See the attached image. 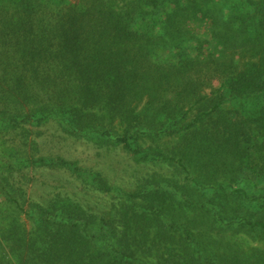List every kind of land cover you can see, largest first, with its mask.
Segmentation results:
<instances>
[{"label": "trees", "instance_id": "trees-1", "mask_svg": "<svg viewBox=\"0 0 264 264\" xmlns=\"http://www.w3.org/2000/svg\"><path fill=\"white\" fill-rule=\"evenodd\" d=\"M155 105L161 157H181L133 192L39 150L42 125L97 137L105 113L144 160ZM45 168L108 210L59 179L35 200ZM0 264H264V0H0Z\"/></svg>", "mask_w": 264, "mask_h": 264}, {"label": "rangeland", "instance_id": "rangeland-1", "mask_svg": "<svg viewBox=\"0 0 264 264\" xmlns=\"http://www.w3.org/2000/svg\"><path fill=\"white\" fill-rule=\"evenodd\" d=\"M142 101L143 99L132 104L131 108L128 109V115H132L133 112H143ZM162 109V107L155 105L151 113L146 112L147 115L145 117L143 116V118L149 120L153 117V114L156 113L157 115L153 119V126L150 128L152 129L151 131L150 129H141L138 132V149L147 151L150 154L144 160H136L135 154L131 155L127 151H124L121 148L122 144L118 145V141H120L121 138L113 140L112 143L109 142L110 144L107 142L108 136L106 133H109V137H113L114 134L122 135L124 130L130 133L134 129L133 127L131 128L132 122L126 119L125 116L121 121L116 119L112 120L105 113H97L92 123H86V125H95L99 133L97 137H89L87 134L86 139L77 138L72 135L65 136L58 129L59 127L57 124L53 122L42 125L40 128L42 135L37 139L39 150L45 157H52L55 159L61 158L73 163L78 169H85L89 171V173L92 172L98 175L112 187L123 191V193L133 192L140 188V186H143L142 184L144 181L151 179L150 177H153V173L170 174L171 169L177 167L175 159L181 157V154H174L172 152H170L169 156L166 155V158L174 160L167 161L161 157L162 151L167 150H160L159 147L165 142L163 140L159 141L158 138L153 135V127L157 123L159 112L161 113ZM149 148L150 150H147ZM58 169L61 168H56L54 170H46L45 168L36 172L37 175L40 174L43 178L40 182L35 183L32 188L34 194L33 198L35 200L43 201L47 199L49 193L53 190L51 186L57 185L58 182L55 180L59 179L61 180V185L56 188L67 189L72 199L90 200L87 203L91 205L93 210L95 208L94 212L96 211L98 214L101 213L102 210L103 212L106 211L107 208L105 205L109 198L104 197L107 196L101 197V199L100 196L92 192L87 194L82 191L76 178L70 173ZM42 181L48 185L43 184ZM122 200V195L118 194L117 202L119 203ZM137 203L143 206L142 209L146 205L144 201H137ZM249 246L250 244H242L241 248L246 249Z\"/></svg>", "mask_w": 264, "mask_h": 264}]
</instances>
